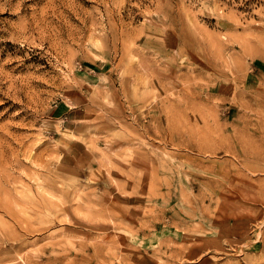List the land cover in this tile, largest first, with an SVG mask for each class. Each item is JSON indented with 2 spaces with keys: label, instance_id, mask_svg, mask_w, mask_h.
<instances>
[{
  "label": "rangeland",
  "instance_id": "rangeland-1",
  "mask_svg": "<svg viewBox=\"0 0 264 264\" xmlns=\"http://www.w3.org/2000/svg\"><path fill=\"white\" fill-rule=\"evenodd\" d=\"M263 229L264 0H0V264H264Z\"/></svg>",
  "mask_w": 264,
  "mask_h": 264
},
{
  "label": "crops",
  "instance_id": "crops-1",
  "mask_svg": "<svg viewBox=\"0 0 264 264\" xmlns=\"http://www.w3.org/2000/svg\"><path fill=\"white\" fill-rule=\"evenodd\" d=\"M260 233H261V242H264V229ZM260 247H261V245H260Z\"/></svg>",
  "mask_w": 264,
  "mask_h": 264
}]
</instances>
